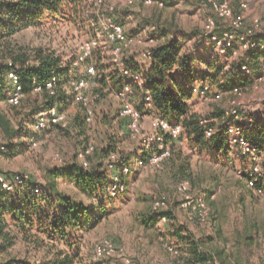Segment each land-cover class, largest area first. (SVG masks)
<instances>
[{"label":"trees","instance_id":"1","mask_svg":"<svg viewBox=\"0 0 264 264\" xmlns=\"http://www.w3.org/2000/svg\"><path fill=\"white\" fill-rule=\"evenodd\" d=\"M190 1L185 0V2ZM197 1L202 6L205 0ZM170 2L168 1L162 7L151 5L160 10L159 16H155L152 24L156 25L162 36H165V40L152 50V56L147 58L148 67L140 68L136 62L132 64L126 62L128 51L135 50L143 56L145 50L143 46H137L138 49L132 47L124 52V65L140 73L142 77L141 82L132 85V93L128 96V100L144 116L145 112L152 109L156 116L166 119L172 126H181L182 132L178 139L186 136L189 144L202 153L208 152L213 157L220 154L229 156L236 147L245 160L243 175L246 184L249 179H255V185L250 188L262 193L264 191L262 161L261 170L255 172L252 155L243 153L239 146L230 143L226 111L224 114L220 111H213L211 116H208L202 115L193 108L195 104L193 89L197 78L202 83L209 81V84L224 79V88L232 91L235 88L242 91L243 87L253 85L257 78L264 76L262 69L264 37L257 36L259 43L257 47L240 54L242 57L239 61L225 63L218 57L220 55L213 53L215 49L218 51L215 46L204 44L206 40L204 30L198 36L199 32L196 29L188 30L181 26H174L172 21L162 20V11L166 6H172ZM105 6L95 7L90 0H0V43L28 27L39 26L45 20L50 19L78 26L89 37L87 40H90L97 29L101 30L100 18L105 11ZM234 7L238 9V6ZM119 12L120 10L115 9L112 14L117 22L123 24L117 19ZM243 31L242 28L240 32ZM196 36H198V41L194 42L196 48L193 49L189 42ZM100 48L88 58L86 63L81 64L85 67L87 64L95 65L96 74L94 76L87 73L77 76V66L72 63L65 64L60 56L41 50L36 52L34 58L27 54L11 55L10 58L0 56V102L6 103L12 114L9 116V112H0V129L4 139L0 140V144L7 150L4 152L0 149V153L3 155L19 154L27 146L36 147L42 133L50 134L56 130L67 131L70 125L67 121L65 125L50 122L45 128L37 129L36 115L39 111L51 107H56L59 112L66 114L65 110L72 101L80 105L79 111L71 121L72 126L78 130L80 135L87 131L88 123H92L96 117L95 106L102 99L103 104L106 103V107L99 113L101 116L99 123L112 129L108 135L107 143L95 151L100 160L108 159L107 166L110 172L99 166H92L88 169L94 149L91 153L86 154L88 166L83 164L79 153L93 145H86L87 142H82L83 147L76 154V158L80 162L75 161L67 166L64 173L68 180L74 182L85 192L91 196H97L101 205H84L82 202L60 193L56 195L35 194L31 191V187L36 182L29 176L25 183L14 191L0 190V264H82L75 241L68 242L67 238L72 233L89 230L95 226L109 212L105 202L125 195L129 191V180L125 177L130 174L132 167L124 148L129 139H136L139 136L135 138L131 136L127 119L121 117L119 113L124 100L118 98L116 94L124 88L126 77L121 73L119 65L112 61L111 55H106ZM227 53L233 54V51ZM244 65L247 67L246 69L243 68ZM227 67L229 69L225 70ZM11 71L17 74L19 84L22 86V97L19 104L16 105L7 101V92L14 87L9 77ZM82 77L95 84L94 91L89 92L88 89V92L98 94V98L92 106L93 114L90 121L87 119L86 107L74 100L69 89V84L73 79ZM48 83H52V87L49 88ZM148 95L151 97L150 106L146 105V96ZM22 104L27 108L24 119H21L22 112L13 111L14 107ZM214 118H221L224 121L216 124L212 121ZM207 127L213 129L211 137L206 136ZM245 136L255 148V153L261 157L264 152V121L257 119L253 126L245 132ZM178 139H173L169 134H165L166 142L170 140L175 142ZM151 153L152 148H148L139 158L148 159ZM111 154H117L119 157L126 156L127 160L124 163L118 161L114 168H110ZM59 155L63 162V155L61 153ZM172 158L171 151V156L163 162L160 169L168 168ZM125 167H128V172L124 171ZM190 170L189 161L179 166V173H182V177L177 181L176 186L184 179L190 181L188 176L191 174ZM5 174L12 176L17 173ZM116 175L119 176L117 181L114 180ZM116 182H121L124 189L112 196L109 193V188ZM41 186L45 190L47 189L44 185ZM48 187L55 190L54 186L48 185ZM176 189L178 190L177 187ZM156 197H166L167 206L161 210H155L153 201ZM206 202L210 207L211 216L213 211L209 202L207 200ZM168 205L169 198L165 194L155 196L144 222L155 225L163 215L167 217V220L171 219L172 215L168 211ZM172 234L182 243L181 249L186 250L185 252L188 254V260L184 264H219L212 255L200 250L198 241L190 233H183L182 229L177 228L172 231ZM20 238L33 242L38 248L44 245L46 238L57 242L66 240L71 250L60 249L52 254L53 257L46 255L42 260H34L26 255H6L7 250L12 248Z\"/></svg>","mask_w":264,"mask_h":264},{"label":"rangeland","instance_id":"2","mask_svg":"<svg viewBox=\"0 0 264 264\" xmlns=\"http://www.w3.org/2000/svg\"><path fill=\"white\" fill-rule=\"evenodd\" d=\"M168 1H171L172 6L163 9L162 20L172 21L174 26L188 30L196 29L199 32L198 36L204 30L207 18L213 16L212 12L207 11L197 0L190 2L165 0V5ZM230 1L238 7L243 1L249 3L250 8L244 13V27L250 26L254 17L264 18V0ZM106 3L120 8L117 19L124 24L127 32L132 34L140 35L142 28L154 23L155 16H159L160 12L154 6L142 4L135 7L127 6L124 0H107ZM97 31L92 38L96 36ZM198 36L189 42L192 47L196 48L194 42L198 41ZM257 36L264 37V25ZM88 38L72 23L45 20L41 25L28 27L1 42L0 56L10 58L11 55L27 54L34 58L36 52L41 50L60 56L65 64H73L76 43ZM99 40L100 50L110 56L111 43L106 35L102 33ZM149 43L147 41V44ZM147 44L142 46L145 48ZM213 53L220 55L218 57L225 63L239 61L242 57L240 54H222L216 49ZM126 62L130 64L136 62L140 68H147L149 65L148 59L135 50L126 53ZM227 69L229 67L225 68ZM84 73L85 65H77V76ZM201 83L197 78L194 86ZM224 84V79L216 83L210 82L213 89L223 93V97L218 101H202L193 94L195 98L193 108L202 115L211 116L213 111L224 114L235 101L251 112L256 110L258 113H264V76L257 78L253 85L243 87L240 95H235L232 90L224 88ZM88 89L89 92L94 91L95 84L92 81L89 82ZM79 106L72 101L65 110L66 121L70 123L67 131L42 133L36 147L27 146L16 155L0 153V171L27 174L34 182L47 188V195L60 193L84 205H101L97 196H91L64 176L67 166L75 161L80 162L76 154L83 147L82 142L94 146L88 169L99 166L110 172L107 166L108 159L100 160L95 154L98 148L107 143L112 130L99 123L101 117L99 113L106 107V103L103 104V99L97 103L96 117L92 123H88L87 131L82 135L71 123L79 111ZM14 110L23 113L21 119L26 118L27 108L23 104L14 107ZM0 112H9V116H12L9 106L4 102H0ZM152 116H156L152 109L145 112V127H148L149 118ZM212 121L218 124L224 120L214 118ZM2 139L0 129V140ZM173 142L167 141L173 155L171 164L168 168L160 169L138 165V158L149 148L143 135L128 140L124 150L130 158L132 167L130 174L125 177L129 180V191L105 202L109 212L95 226L89 230L72 233L67 238L68 242L75 241L82 264H184L188 260V254L186 250L181 249L182 243L172 234L177 228L182 229L183 233H190L198 241L200 250L212 255L219 264H264V191L258 193L247 186L243 175L245 160L240 152L235 147L229 156L220 154L213 157L208 152L202 153L193 148L186 136ZM57 153L63 155V162L56 159ZM261 159L264 170V152ZM186 161L191 165V174L188 176L194 192L204 197L213 211L208 222L203 224L193 220L182 207V195L176 189L177 181L182 177L179 166ZM54 172L56 174H53ZM48 185L54 186L55 190H51ZM161 194L169 198L168 211L172 218L166 222L157 220L155 225L146 224L144 220L151 208L152 200ZM106 237L112 239L119 252L111 258L96 259L93 255L94 243ZM67 241L57 242L46 238L44 245L38 248L33 242L20 238L7 250L6 255H26L34 260H42L46 255L53 257L52 254L60 249L70 251L71 247ZM168 246L177 247L179 253H170L167 251ZM127 259L129 263H126Z\"/></svg>","mask_w":264,"mask_h":264},{"label":"built area","instance_id":"3","mask_svg":"<svg viewBox=\"0 0 264 264\" xmlns=\"http://www.w3.org/2000/svg\"><path fill=\"white\" fill-rule=\"evenodd\" d=\"M95 7L105 6V12L101 16V30L97 31L96 36L90 40H80L75 46V56L73 64L75 66L81 65L87 62L93 53L101 47L99 37L101 34H105L108 41L111 43V58L114 63L119 65L121 73L126 77L124 88L119 91L116 96L124 103L120 108V116L124 117L128 121L129 132L132 137H138L143 135L149 148H152V153L148 159H138V165L141 167L155 166L161 168L163 162L171 156V149L168 143L165 141V134H169L171 138L178 139L182 132L181 126H172L166 119L152 116L149 118L148 127L144 125L145 116L143 113L128 100V96L132 93V85L142 81L141 74L133 71L123 63V55L127 49L135 46H145L143 56L150 58L152 56V50L161 42L165 40V36L158 31L156 25L149 24L142 28V32L139 34L127 33L125 26L117 22L113 17L115 9H120L115 5L107 4V0H90ZM127 6H138L140 4L151 6H164L165 0H124ZM203 7L212 12L213 16L207 18L204 33V44L215 46L222 54L228 51H233L234 55L244 53L246 51L255 49L257 47L258 40L257 35L261 31L264 25V18L254 17L250 26L244 27V13L249 10V3L243 1L240 3L238 9H236L230 0H205ZM243 32H240L241 29ZM264 48V46H263ZM195 49V47H193ZM244 69L247 67L244 65ZM264 73V62L262 65ZM86 73L90 76L96 74V68L93 64L86 65ZM14 87L7 92V101L11 104H19L22 97V86L19 84L18 76L15 72L9 73ZM47 86L52 87V83H48ZM89 82L86 78L73 79L69 84L71 95L76 102L83 104L87 109L88 121L92 118V106L98 98V94H90L88 92ZM232 93L240 95L241 91L238 88L233 89ZM193 94L198 96L202 101H218L223 97V93L220 90L213 89L209 83H201L194 87ZM146 105H151V97L146 96ZM228 116L227 128L230 136V143L240 147L243 153H250L253 159V169L255 172L261 170V157L255 153V148L252 143L246 138L245 132L250 129L257 120L255 114L246 107H243L232 102L231 107L226 111ZM37 129L45 128L50 122L66 124V114L59 112L56 107H51L47 110H41L37 113ZM204 122V121H203ZM213 129L207 127L206 136L211 137ZM36 145V143H34ZM0 149L6 152V148L0 144ZM94 149L93 146H89L85 151L79 153L83 164L88 166L89 162L86 159V154L91 153ZM56 159L62 161V157L59 153L56 154ZM127 160L126 156L119 157L117 154H111L109 158V167L114 168L116 162ZM125 172H128V167L124 168ZM119 176H115L114 180H118ZM28 179L27 174L17 173L12 176H8L4 172H0V190L1 191H14L18 186L25 183ZM255 179H249L247 186L253 187L255 185ZM177 188L182 195V207L188 211L193 220L203 224L208 222L210 217V207L207 204L204 197L194 192L191 182L184 179L179 182ZM124 186L121 182H116L109 188V193L115 196L119 191L123 190ZM31 191L35 194H44L46 190L38 183L31 187ZM166 197H156L153 201V208L155 210H161L167 206ZM162 221H167L165 215L161 216ZM167 250L173 254H177L178 250L173 246H168ZM119 252L118 247L112 241V239L106 237L103 238L93 246V255L96 259L111 258ZM130 261L127 259L126 263ZM188 264V263H185Z\"/></svg>","mask_w":264,"mask_h":264},{"label":"crops","instance_id":"4","mask_svg":"<svg viewBox=\"0 0 264 264\" xmlns=\"http://www.w3.org/2000/svg\"><path fill=\"white\" fill-rule=\"evenodd\" d=\"M133 99H134V97H133ZM253 113L255 114V116L257 117L258 120L264 121V113H262V114L258 113L256 110H254Z\"/></svg>","mask_w":264,"mask_h":264}]
</instances>
